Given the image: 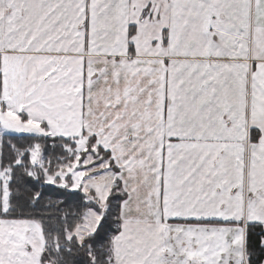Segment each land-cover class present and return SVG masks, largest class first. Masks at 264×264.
Masks as SVG:
<instances>
[{"label":"snow or ice","instance_id":"6c2138e0","mask_svg":"<svg viewBox=\"0 0 264 264\" xmlns=\"http://www.w3.org/2000/svg\"><path fill=\"white\" fill-rule=\"evenodd\" d=\"M124 3L135 13L133 0ZM253 5L255 29L250 16ZM123 6L121 0H0V113L19 110L23 117L33 116L36 134H44L39 129L53 121L72 126L79 100L81 121L88 119L89 127L107 124L102 131L91 132L83 154L104 153L94 163L110 157L109 168L124 169L128 180L123 173L117 179L125 186V196L131 197L127 184L145 166L153 178L158 177L159 219L147 225L151 235L145 237L144 230L129 221L114 237L116 255L108 258L109 264H264V0H148L141 18L160 19L161 8L169 15L162 28L167 33L162 50L153 54L164 64L163 101L156 103L155 113L149 111L155 103L151 92L144 109L129 113L124 100L134 95L131 84L126 96L119 88L113 91L112 85L120 84L128 67L119 58L135 52L132 37L139 24L137 19L125 21L131 29L128 48L116 40L115 17ZM111 41L116 51L107 50ZM157 43L160 40L152 37L150 44ZM253 47L255 54L250 56ZM89 50L96 55L85 56ZM97 55L117 59L111 67L107 60L97 66ZM142 63L146 62L132 65L139 69L131 73L133 78L141 72L151 76L160 61H153L150 69L140 67ZM101 81L111 94L103 112L92 107L94 100L100 103L93 90ZM159 83L157 77L149 88ZM160 91L156 88L157 100ZM121 105L123 112L116 110ZM110 108L113 111L108 112ZM145 114L147 119H141ZM153 115L162 116L155 127ZM0 124L12 127L2 115ZM158 128L166 129L159 141L140 147ZM87 134L82 127L81 136ZM117 140L122 145L132 142L136 155L125 150L117 157L111 147ZM157 148L159 167L153 160ZM124 160L126 164L120 162ZM85 166L80 155L67 175L75 179V171ZM80 187L83 183L72 194ZM109 199L120 200L121 211L127 203L119 194L110 193ZM110 212L109 206L98 213L91 235L99 240L105 230L115 231ZM123 219L118 213L117 220L123 223Z\"/></svg>","mask_w":264,"mask_h":264},{"label":"crops","instance_id":"0c3cea01","mask_svg":"<svg viewBox=\"0 0 264 264\" xmlns=\"http://www.w3.org/2000/svg\"><path fill=\"white\" fill-rule=\"evenodd\" d=\"M133 2L136 5L135 13H133L130 6L124 3V0H121V3L124 6L120 8V14L115 17L117 24L116 31L119 33L116 36V40H119L121 44L125 45V48H128L129 45L126 44L127 33L131 29L125 24V21L137 19L139 20V24L135 29V35L132 37V40L136 42V49L135 52L127 51L126 55L119 58V60L128 64V67L121 77L120 84L118 86H112L114 92L117 90V88H119L123 90V93L126 96L128 85L131 84V87L134 90V95L126 96V99L124 100V103L128 105L129 113L135 110L144 109L146 107L144 102L148 99V93L151 92L153 94L152 99L155 101V103L152 105L149 111L155 113L156 103H162L163 101L162 90L164 79V64L162 62V57H157L153 54L162 50L163 36L167 34L162 32V28L169 23V15L165 14L163 8H161L160 19H156L155 16L149 19L147 15H144L143 18H141V9L145 7L148 0H133ZM159 2L160 0H157V3ZM120 15H123V19H120ZM248 15L249 13L245 12L246 18ZM250 16L252 28L255 29L257 20V11L255 5H253L251 8ZM261 23L264 24V20H261ZM152 37H156L158 40H160V43H157L155 47L150 44V40ZM252 38H255L254 32L252 34ZM112 43H115V41H111L108 44L107 50L116 51L117 49L112 48ZM83 48L84 44L83 42H81L80 50H83ZM254 54L255 48L253 47V50L249 55L251 56ZM84 55L90 57L96 54L94 50H89L88 52H84ZM114 59L117 58L113 57L111 59H108L103 55H97L95 64L97 66H103L102 62L107 60L108 67H111ZM137 60L146 62L142 63L140 67H145L147 69H150L153 66V61L159 60L160 63L154 65L156 71L152 72L151 76H148L146 72H141L139 75H136L133 78L131 73H135L139 70L136 67H132V65H134ZM246 62H248L249 64L251 63L250 59H248ZM93 70L95 71L96 69L94 68ZM157 77H159L160 83L149 88L150 81L156 80ZM109 84H112L111 77H109ZM137 88L146 89V91H136ZM156 88H159L161 90L159 93V100L156 99ZM93 95L96 97V100L100 101V103L99 105H97L96 101L94 100L92 102V107L98 108L101 112H103L105 103L109 102L108 96L111 94L106 92V88L102 81L97 84V87L93 90ZM137 97H140L139 101H137ZM119 99L120 97H117V100ZM129 101H131V103H129ZM111 102L115 103V101ZM87 106V101L85 100V108H87ZM116 110L123 112V105H121L120 108ZM18 111L19 110L5 111L3 113H0L5 121V124L11 122L12 125L11 128L6 129L4 124H0L2 134L39 135L72 138L77 141L76 149H82V152L83 148L88 142V137L91 135V132H99L102 131L104 127H107V124H103L101 122L93 123L91 124V127H89L90 121L88 119L81 121L79 116V100H77L76 105L77 118L72 126L59 125L56 121H53L51 126H45L39 129V133L44 134H36V121L33 116L23 117L22 115L18 114ZM111 111H113V109H108V112ZM105 115H107V113H105ZM141 119H147V115L145 114L141 117ZM152 120L155 121V123L152 124V127H155L156 124H159L160 120H162V116L157 118L156 115H153ZM124 123H128V121H125ZM134 123L139 124L140 120H135ZM149 123H152V121H149ZM82 127L88 129L87 135L81 136ZM117 127L119 128L121 126L117 125ZM15 128H31L34 131H15ZM125 131L128 135L133 134L131 129H126ZM164 131H166V129L158 128L156 132H154L151 136H148V138L144 141L143 144L140 145V147L143 148L151 144L153 141L158 142L160 136ZM113 135H115V132H113ZM78 137L79 139H77ZM131 143L132 142L126 141L122 145L121 141L117 140L114 144L111 145V147L116 149L115 155L117 157H120L125 150L131 152L132 155L135 156L136 152L132 151ZM79 144H81L83 147L80 148ZM37 150L39 149L37 148L35 151ZM35 151H30L31 163L33 167H40L42 164H40V159H37V155L40 154ZM137 151H139V149H137ZM131 158L132 157L129 156V159ZM153 160L156 161L157 167H159V148H157L153 153ZM108 162L109 160H105L103 163H94V161L88 159L86 161L87 166L75 171L76 178L74 179L72 176H69L67 174L70 170L75 169V165L77 163V161H75L70 165L67 164L66 166L62 167V169L60 170L62 172L58 171L54 175H46V180L47 182L52 181L53 184L67 187L71 190L77 188L81 183H83L84 187H80L79 190L83 191L87 195L89 201L96 200L95 202L99 204V207L102 210L107 206V201L109 199V195L112 191L113 186L116 184V182L119 181L117 177L121 176L123 173V179L125 181L128 180V175L124 172V169L118 170L115 166L109 168ZM120 162L124 164L127 163L126 160ZM133 163L137 165V168L140 167L137 161H133ZM61 173L66 174L64 177L62 176L60 179H57L58 174ZM84 177L87 178L85 179ZM157 180L158 177L153 178L151 172H149L147 166H145L142 171L136 174V178L134 180L128 182L127 190L131 192V197L129 198L128 196H126V198L124 199L125 201H127V203L125 204L123 210L120 211V215L124 218L123 223H121L120 225V229L128 225L129 221H133L132 227H136L137 225H139V227L144 230L145 237L151 235V233L147 232V225L159 219V204L157 203V197L155 195V193L158 191ZM8 181V176L4 179H2V176H0V201L4 211H7L9 208L10 191L8 188ZM121 185L123 190L125 191V186L122 183ZM94 188L97 189V191H94ZM149 205H151V207H149ZM100 212L101 211H97L95 209H89L85 213V218H90V234L94 232L96 224L99 222L100 215L98 213ZM161 227H164V225H161ZM76 229H74V231L72 232L75 233ZM118 234L119 231L114 237H116ZM171 235L174 237L176 235V232L173 231ZM165 238H167V236ZM45 245L46 240L40 222L30 219L0 218V264H44L42 256L44 254ZM162 252L163 249H161V252H159L158 255L162 254ZM115 255L116 251L112 243L111 257H114Z\"/></svg>","mask_w":264,"mask_h":264},{"label":"trees","instance_id":"16d2710c","mask_svg":"<svg viewBox=\"0 0 264 264\" xmlns=\"http://www.w3.org/2000/svg\"><path fill=\"white\" fill-rule=\"evenodd\" d=\"M72 138L39 135H4L0 126V171L8 176L10 191L9 208L4 211L0 201V218L30 219L40 222L46 240L44 264H109L111 245L120 229L117 220L120 214V200L108 199L109 222L115 231L105 230L104 239L90 235L82 242L69 233L82 223L89 209L101 211L99 204L89 201L87 195L57 184L49 183L44 174L35 177L31 173L30 151L35 145L42 148L43 162L52 165L62 163L67 158L65 146L74 147ZM110 158V157H109ZM57 162V163H56ZM36 194H40L36 199ZM111 194H119L125 199V191L120 181L113 186ZM47 262V263H46Z\"/></svg>","mask_w":264,"mask_h":264},{"label":"rangeland","instance_id":"374dc122","mask_svg":"<svg viewBox=\"0 0 264 264\" xmlns=\"http://www.w3.org/2000/svg\"><path fill=\"white\" fill-rule=\"evenodd\" d=\"M79 147L82 148L83 146L81 144H79ZM37 148L39 150L35 151ZM65 149H66V152H67V155H68L66 160H64L62 163L57 164L56 166L52 165V170L50 171V168L48 167V163L43 162L44 157H43V154H42V148L39 145H35L32 150L37 152L38 154H40V155H37V159H40V164H42V165L40 167H32L31 173L35 177H37L39 173H42V174H44V176L47 179V176L49 174L54 175L58 171H60L62 169V167L66 166L67 164L70 165V164H72V162L77 161L80 155L84 156V160L85 161H87L88 159H91L92 161H95V160L98 161L99 160V156H104L105 155L104 153H100L99 156H94L92 152H89V153H87V155H84L82 151L77 153L76 144H74V147L65 146ZM35 152H34V154H35ZM105 160H109V157H106L104 159V161ZM63 171H65V170H63ZM60 172H62V171H60ZM65 174L66 173L63 174V177L65 176ZM0 176H2V179H4V178L7 177V174H6L5 171H0ZM84 218H85V216H84ZM85 226H87V227H85ZM89 226H90V218L88 217V218L83 219L82 223H80L76 227L77 229L75 228L76 229L75 233H73V232L69 233L68 238L71 239L72 237H76L79 242H82L85 238H87L88 236L91 235L90 232H89L90 231Z\"/></svg>","mask_w":264,"mask_h":264},{"label":"bare ground","instance_id":"6f19581e","mask_svg":"<svg viewBox=\"0 0 264 264\" xmlns=\"http://www.w3.org/2000/svg\"><path fill=\"white\" fill-rule=\"evenodd\" d=\"M47 263V262H46Z\"/></svg>","mask_w":264,"mask_h":264}]
</instances>
